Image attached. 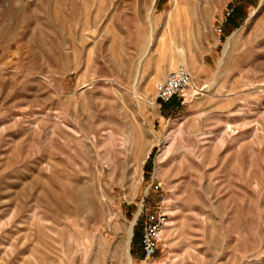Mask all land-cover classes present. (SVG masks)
<instances>
[{"label":"rangeland","instance_id":"374dc122","mask_svg":"<svg viewBox=\"0 0 264 264\" xmlns=\"http://www.w3.org/2000/svg\"><path fill=\"white\" fill-rule=\"evenodd\" d=\"M151 7L0 0V264H264V0Z\"/></svg>","mask_w":264,"mask_h":264},{"label":"built area","instance_id":"2783aa9c","mask_svg":"<svg viewBox=\"0 0 264 264\" xmlns=\"http://www.w3.org/2000/svg\"><path fill=\"white\" fill-rule=\"evenodd\" d=\"M218 31H221L220 27ZM190 81L191 75L186 68L179 66L171 70L161 81L157 82L156 99L165 102L173 97L182 96ZM162 223V219L152 214L143 221L142 250L146 258L155 250L157 235Z\"/></svg>","mask_w":264,"mask_h":264},{"label":"bare ground","instance_id":"6f19581e","mask_svg":"<svg viewBox=\"0 0 264 264\" xmlns=\"http://www.w3.org/2000/svg\"><path fill=\"white\" fill-rule=\"evenodd\" d=\"M153 3H154V0H152V7H151V9H153ZM185 6H186V2H185ZM185 6L179 7L176 4H174V9L168 12V16L171 17V18L173 16L175 18V16L178 14V12L185 10ZM186 9H187V6H186ZM194 9H195V7H194ZM188 10H190V7H189ZM180 31H182V30H180ZM180 31L179 32H177L176 30L169 31V39H170L171 42H176L178 39H184V38L186 39L185 41H187V39L190 41V33H187L186 32V34H183ZM191 35H193V33ZM229 40H230V38L228 39V42H229ZM191 42H192V40H191ZM188 43H190V42H188ZM179 56L181 57V58L180 57L179 58L183 61V59H184V53H183L182 50H179ZM109 135H111V134L109 133ZM111 142L113 143V140ZM138 213L139 212H137L134 215L133 219H131V221L129 223V226H128V230H127V241H126V246H125V253H126V261H127V264H132L133 263L132 258H131L130 254H129L128 249H129V244H130L131 236H132V233H133V225L135 224V221H136V218H137Z\"/></svg>","mask_w":264,"mask_h":264}]
</instances>
